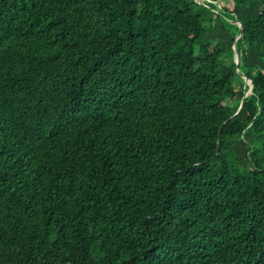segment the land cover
<instances>
[{"label": "trees", "instance_id": "obj_1", "mask_svg": "<svg viewBox=\"0 0 264 264\" xmlns=\"http://www.w3.org/2000/svg\"><path fill=\"white\" fill-rule=\"evenodd\" d=\"M0 264H264V0H0Z\"/></svg>", "mask_w": 264, "mask_h": 264}, {"label": "water", "instance_id": "obj_2", "mask_svg": "<svg viewBox=\"0 0 264 264\" xmlns=\"http://www.w3.org/2000/svg\"><path fill=\"white\" fill-rule=\"evenodd\" d=\"M200 3H201V2H200ZM233 23L237 24V25L241 28V25H240L239 22H237V21H233ZM234 61H235L236 64L238 63V54H237L236 52L234 53ZM243 78L245 79V81H246V82L248 83V85H249V89H248V93H247V94H249V93L251 92V89H252V84H251V82L248 81L244 76H243Z\"/></svg>", "mask_w": 264, "mask_h": 264}]
</instances>
